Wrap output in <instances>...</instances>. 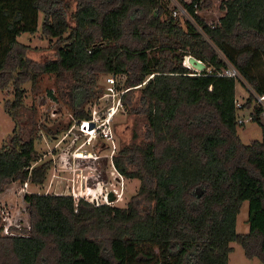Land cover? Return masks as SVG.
Segmentation results:
<instances>
[{
	"label": "trees",
	"instance_id": "obj_1",
	"mask_svg": "<svg viewBox=\"0 0 264 264\" xmlns=\"http://www.w3.org/2000/svg\"><path fill=\"white\" fill-rule=\"evenodd\" d=\"M181 4L192 21L163 0H0V89L13 87L5 110L14 121L0 149V193L46 179L50 161L37 163L36 114L24 103L25 86L34 90L44 73L77 120L90 118L85 105L101 96V76H124L115 89L135 129L112 163L141 182L122 208L23 193L29 225L0 220V264H228L231 242L264 263V142L236 134L238 111L264 94V0H224L217 25L195 13L200 0ZM38 28L56 42L17 39ZM185 55L206 65L201 74ZM228 65L250 87L240 108L241 80L217 75ZM260 112L253 106L251 120ZM244 201L249 229L238 233Z\"/></svg>",
	"mask_w": 264,
	"mask_h": 264
},
{
	"label": "rangeland",
	"instance_id": "obj_2",
	"mask_svg": "<svg viewBox=\"0 0 264 264\" xmlns=\"http://www.w3.org/2000/svg\"><path fill=\"white\" fill-rule=\"evenodd\" d=\"M190 1L163 0L172 16L192 21L189 14L181 12L183 6L181 3ZM223 1L200 0L202 7L196 9L195 13L207 24L217 25L219 18L224 14L221 7ZM174 11H176L175 15ZM162 18L164 19V16ZM17 39L36 48H46L57 40L53 37L43 36L39 28L33 35L21 33ZM262 64L261 70L264 71V60ZM109 76H113L115 79L114 85L122 86L123 75L101 76L98 80L99 86L104 88L101 96L92 98L85 105L86 111L90 112V117L93 114L97 117H104L105 110L113 103L116 104L117 99L122 95L123 89L118 91L115 88V96L108 95L107 87L110 83L107 78ZM249 89L250 87L243 79L240 82L236 81L235 98L241 106L245 104ZM49 91L56 98L51 97ZM57 91L56 78L53 73L42 74L34 90H31L28 85L25 86L24 103L35 111L37 129L39 128L36 131L35 140L37 158H39L37 163L50 161V168L41 185L28 182L27 188L23 190V185L13 184L0 193V220L6 223V227L23 228V226L29 225V213L26 210V203L22 199L23 193L26 192H47L55 195H71V192L76 194L80 192L87 201L94 205L107 203L121 208L126 207L129 201L138 194L140 180L120 175L112 163V155L120 150L135 129L134 121L124 106H119L116 114L111 118L112 140L99 138L97 131L96 138L86 144L88 136L79 130L82 120L73 118L67 105L58 97ZM12 95V85L0 89V149L14 128V121L5 110L6 102L12 99ZM251 104L249 108L238 111V116L243 118V123L237 125L236 134L243 144H249L253 140L264 142V118H260L259 122L249 119L253 106L256 105L255 101ZM42 123L52 128L54 133L48 134L40 129L39 126ZM65 125L69 127L60 131ZM79 151L82 154H90V156L77 157ZM110 191L115 195V200L112 203L107 200V194ZM247 218L248 201H244L236 219L238 233L248 232ZM230 246L232 250L228 255V264H264L256 256L246 257L242 246L237 242H231Z\"/></svg>",
	"mask_w": 264,
	"mask_h": 264
},
{
	"label": "built area",
	"instance_id": "obj_3",
	"mask_svg": "<svg viewBox=\"0 0 264 264\" xmlns=\"http://www.w3.org/2000/svg\"><path fill=\"white\" fill-rule=\"evenodd\" d=\"M181 12L189 14V12L187 11V9L184 6H182ZM173 13L175 15L176 11H174ZM189 56L190 55H185L186 66L188 68L192 69L195 72L194 74H197V75L201 74L200 72L202 70H199V69H197V68H195V67H193L192 65L189 64V62H188V57ZM217 75L232 77V78H234L236 80H242V77H241L240 73L236 70V68H234L231 65H228L226 68L222 69L220 72L217 73ZM107 81L112 86L111 87L110 84H109V86L107 87V93H109L108 95H111L113 97V96H115V93H114L115 92L114 91L115 79L113 78V76H109L107 78ZM121 92L123 93V91H121ZM255 104L258 107H261V112L259 114V117L260 118H264V94L255 96ZM235 105L238 108L241 107V104L238 103V102H235ZM119 106H121L120 98L117 99L116 104L113 103L111 106H109L105 110V116L104 117H97L95 114H93L89 119H85V120H82L80 122L79 130L83 134H86L88 136V139L85 142L86 144H89L92 139L96 138L95 136H97L96 135L97 131H98V137L99 138H104L105 140H112V132H111V128H110V121H111L112 116L116 114L117 109H118ZM249 119H251V114L249 116ZM237 121H238V123L242 124L243 123V118L239 117ZM90 122H92L94 124V127H92V128L89 127ZM76 156L77 157H89L90 154H82L79 151V153ZM22 185H23L22 189L25 190L27 188V186H28V182L26 181ZM79 188H80V186H79ZM27 193H30V192H27ZM36 193H38V192H36ZM46 193H44V194H46ZM69 196H72V198L74 199L75 202H78L79 199L87 200L86 198L83 197V194H80V192L79 193L77 192V194L75 192H71V195H69Z\"/></svg>",
	"mask_w": 264,
	"mask_h": 264
},
{
	"label": "water",
	"instance_id": "obj_4",
	"mask_svg": "<svg viewBox=\"0 0 264 264\" xmlns=\"http://www.w3.org/2000/svg\"><path fill=\"white\" fill-rule=\"evenodd\" d=\"M188 62H189L190 65H192L193 67H195V68H197L199 70H204L206 68V65L202 61L198 60L194 56L190 55L188 57ZM89 127L90 128L94 127V124L92 122H90ZM107 200H108L109 203H112L115 200V195L113 194L112 191H110L107 194Z\"/></svg>",
	"mask_w": 264,
	"mask_h": 264
}]
</instances>
